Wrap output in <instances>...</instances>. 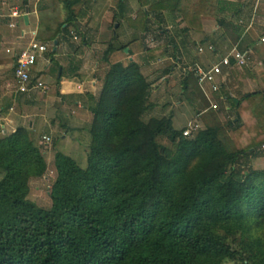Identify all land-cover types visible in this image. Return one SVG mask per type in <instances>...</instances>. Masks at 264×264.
<instances>
[{
    "label": "trees",
    "instance_id": "obj_1",
    "mask_svg": "<svg viewBox=\"0 0 264 264\" xmlns=\"http://www.w3.org/2000/svg\"><path fill=\"white\" fill-rule=\"evenodd\" d=\"M55 1L67 18L56 31L47 26L51 39L75 19L77 2ZM136 1L142 18L160 8L183 32L194 16L212 17L233 43L235 21L253 10L223 0H154L149 9ZM124 48L108 45L106 54ZM148 89L136 63L108 68L88 110L85 165L54 153L48 209L27 198L47 172L43 149L21 127L0 139V264H264V170L243 171L241 161L254 150H228L217 127L184 137L169 118L144 121ZM229 101L249 103L264 141V90Z\"/></svg>",
    "mask_w": 264,
    "mask_h": 264
},
{
    "label": "rangeland",
    "instance_id": "obj_2",
    "mask_svg": "<svg viewBox=\"0 0 264 264\" xmlns=\"http://www.w3.org/2000/svg\"><path fill=\"white\" fill-rule=\"evenodd\" d=\"M76 1L72 5L75 19L72 22H67L68 26L62 33L60 31L61 34L56 39L46 38L47 52L51 59L49 66H54L51 71L53 82L58 74V65H65V68L68 65L71 67L75 65L76 59H82L83 64H88V67L94 69L92 71L94 75L91 74L90 77L100 80L101 85L103 77L111 65L121 63L127 66L134 62L149 84L147 101L149 108L142 115L144 121L149 118H169L172 128L176 130L182 129L183 125L192 121L197 122L199 130L217 127L219 128V137L228 150L240 151L243 149L247 152L254 150L253 154L256 156L246 154L242 157L243 171L264 170V164L257 159L263 151L260 149L263 134L258 127L255 129L256 124L250 113L249 103L242 101L236 108L228 101L227 106H222L220 95L215 94L213 101L217 103V108L213 111L208 110V102L194 88L195 82L192 75L188 72L183 73L185 69L193 66L198 46L204 49L207 47L202 45L201 38L196 37L193 32L187 30L183 32L177 19L168 12L163 14L160 8L155 9V7L154 10H149V16L142 18L136 0H124L122 3L124 11L121 10V14L118 10L119 0H82L81 5L78 0ZM151 2V0L147 1L145 9H149ZM10 5L19 7L21 2L11 0ZM38 11L41 20V35L44 37L47 34V26L50 27V31H56L57 26L64 23L67 18V12L63 9L62 3L56 2L49 10L39 9ZM159 17L164 19V22H161ZM262 20L257 18L253 26L254 32L250 30L253 38L264 36ZM239 21L240 19L235 22L238 33H241L243 29ZM189 22V25L192 26L193 22L191 20ZM162 30H165L164 33L161 32ZM219 37L214 39V42L219 43L221 41ZM194 41H198L199 45H194ZM54 42L57 43L56 46H61L57 52L52 49L55 46ZM173 42L174 45H172ZM108 45H112L115 49L125 45L124 49L127 51L114 49V52L107 56ZM199 57H201V62L195 63L208 65L214 56L205 51ZM94 66L96 68H93ZM45 74L48 75V71ZM6 78L0 80V114L2 115L0 125L9 124L8 120L12 119L15 121L14 131L19 127L28 130L37 145L46 152V156H44L47 164L45 176L49 180L44 178L32 180L31 191L27 198L39 207L48 209L50 207L48 194H50L53 176H55L53 170L55 152L53 153V151H55V147L56 151L62 154L71 151V149L65 151L60 145L59 134L55 130H50L51 134L44 119L36 116L38 106L53 103L55 89L53 87L51 91L49 90L48 95L47 93L39 95L38 100L33 98L34 103L26 104L28 100H32L31 97L17 96L15 101L14 95H11L13 94V84H8L9 80L7 81ZM43 81L51 83L46 78H43ZM100 89L101 86L99 92ZM92 92L97 95L96 89ZM98 96L95 100L98 99ZM201 110H204L203 113L196 118V114ZM89 115L83 113L80 122L90 121L91 114L89 113ZM14 131L4 132V128L0 127V139ZM43 133L54 136V140L49 145H45L41 138ZM87 137L84 139L86 144L81 145L82 147L78 148V152L74 154L76 163L80 167L85 165V156L82 152L83 149L85 152L88 149L90 136ZM159 144L172 149L166 138H160ZM70 145L73 147L72 143ZM70 145L69 147L72 148ZM221 264L241 263L226 260Z\"/></svg>",
    "mask_w": 264,
    "mask_h": 264
},
{
    "label": "crops",
    "instance_id": "obj_3",
    "mask_svg": "<svg viewBox=\"0 0 264 264\" xmlns=\"http://www.w3.org/2000/svg\"><path fill=\"white\" fill-rule=\"evenodd\" d=\"M10 1L11 0H0V80L7 77V81L9 80L8 84L11 85L13 84L12 67L14 66L15 62L14 55L30 42L33 33H35L37 40L43 43H47V35L45 37L41 35V20L38 10H49L54 3L59 2L55 0H26V5L23 6V0H13V2H21V5L19 7H14L11 5L9 6ZM78 1L81 5L82 0ZM223 1L230 3L242 2L247 5L253 6L250 18L247 21H244L243 19L239 21L242 24L241 26L243 29V31L239 35V39L241 40L240 42L238 41V39L233 43V36H231L232 33L218 26L215 19L212 17L194 16V24L191 26L190 30L187 31L193 32L196 37L201 38L200 41H202V45L207 46L209 44L212 46V48H214V50L216 48V52L212 54L214 57L211 62L214 61L216 55H219V53L224 54L229 47L231 48L236 43H239L242 47L247 48L251 52V57L247 67L241 69L231 68L229 70L223 71L224 82L221 83L219 88V98L221 99L222 106H227L229 99H235V101H237L238 103L243 95H250V93L256 92L257 90H264V72L262 69L264 60V42L259 41V37L262 36L253 38L250 32V30L253 31V26L255 25V21L257 20V18L263 19L262 22H264V0ZM121 8L122 9L118 8L119 13L121 10L124 11L123 7ZM15 9L19 11L20 18H14L13 16H11L12 11H14ZM161 12L163 14H166L167 11ZM168 14L170 13L168 12ZM172 16L174 15L172 14ZM12 24H14L15 26H11ZM181 25L180 28L182 30L185 27H183L184 24ZM66 26H68V24H65L61 28L65 29ZM62 32L63 31L61 30V33ZM217 37H219L222 42H214V39H218ZM258 42L262 44H259ZM54 44L55 46L52 49L53 51L57 52V49H59L61 46H56V42H54ZM193 44L196 46L199 45L198 41H194ZM7 49H9L10 51L7 52ZM196 54L197 57L195 58L194 63L201 62V57H199L200 55L198 54V50ZM50 63L51 59L49 58L47 52L45 58L40 60L37 66L33 69L34 76L40 77L42 79L46 78L47 81H51L49 89L50 91L53 87L55 89V96H52L53 103L38 106L36 116L44 119L45 124L49 128V132L50 130H55V132L59 134L58 139L60 141V145L63 146V149H65V151L71 149V151H69L68 153L66 152V154L63 155L72 158L76 162L74 154L78 152V148L82 147L81 145L86 144V142H84V139L88 138L86 129L90 122H80V117H83V113L90 116L88 110L90 104L96 99V96H98L99 94L101 82H99L100 80L98 79L95 80V78L90 77L91 74L94 75V72H92L94 71V69L88 67V64H83L82 59H76L75 65L71 67L70 65H68L65 68V65L59 64L57 77L59 75L60 77L58 79L56 77L53 82L51 71L54 66H49ZM93 68L96 67L94 66ZM47 71L48 75L45 74L47 73ZM194 88L196 89V91H198L195 85ZM95 89L97 90V95L92 92ZM50 91H48V93ZM198 92L202 96L200 91ZM11 95L13 96L14 94ZM38 96L39 95L32 96V100H28L26 104L33 102V98H36V100H38ZM17 98L18 97L14 95L15 101ZM204 110L198 112L195 117H199ZM0 118H2L1 114ZM8 121L9 124L6 123L4 125H0L1 128H4V132L8 130L14 131L15 121H13L12 119H9ZM184 126L185 125H183V127ZM256 128L257 125L255 126V129ZM51 134L43 133L41 135V138H43L44 136H50L52 140H54V136H52ZM71 143L73 147L70 145ZM263 143L264 141L261 142V144ZM69 145L72 148H70ZM56 149L57 148L55 147V151H53V153L57 152ZM83 150L84 151L82 152V154L83 156H85V149ZM43 155L46 156V152H43ZM257 159L264 164V153L262 152V154H259ZM53 170L54 175H56L55 168H53ZM43 178L45 180H49V178H47L46 176ZM53 178H55V176H53Z\"/></svg>",
    "mask_w": 264,
    "mask_h": 264
},
{
    "label": "built area",
    "instance_id": "obj_4",
    "mask_svg": "<svg viewBox=\"0 0 264 264\" xmlns=\"http://www.w3.org/2000/svg\"><path fill=\"white\" fill-rule=\"evenodd\" d=\"M11 16L20 18L19 11L15 9ZM253 20V19H251ZM252 22V21H250ZM11 26H15L12 24ZM260 42H264V37H259ZM198 54L203 55L205 51L214 54L215 50L212 46L198 47ZM10 50L7 49V52ZM48 51L47 43H43L36 39L33 33L30 42L14 55L13 69V94L16 96L32 97L34 95H44L48 93L50 84L43 81L42 78L33 75V69L37 66L40 60L45 58ZM251 57V52L243 47L238 48V43L234 44L231 49L225 54L216 55L214 61L208 65L194 63L192 67H188L183 72H190L194 78L195 86L208 102V110H216L217 103L213 101L215 94L220 93V85L224 82V70L231 68H244L248 66ZM223 100V99H222ZM199 130L196 121L188 122L181 129L184 137H190L194 132ZM45 145L51 143L52 138L44 136ZM260 149L264 153V143L260 145Z\"/></svg>",
    "mask_w": 264,
    "mask_h": 264
},
{
    "label": "water",
    "instance_id": "obj_5",
    "mask_svg": "<svg viewBox=\"0 0 264 264\" xmlns=\"http://www.w3.org/2000/svg\"><path fill=\"white\" fill-rule=\"evenodd\" d=\"M125 51H127L126 49H124ZM249 94H247L246 96H248ZM235 104H237V101H235Z\"/></svg>",
    "mask_w": 264,
    "mask_h": 264
}]
</instances>
